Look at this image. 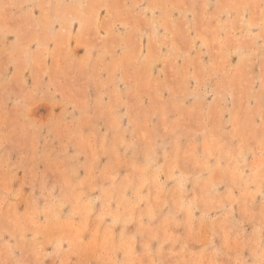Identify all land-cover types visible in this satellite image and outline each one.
<instances>
[{
  "label": "rangeland",
  "instance_id": "374dc122",
  "mask_svg": "<svg viewBox=\"0 0 264 264\" xmlns=\"http://www.w3.org/2000/svg\"><path fill=\"white\" fill-rule=\"evenodd\" d=\"M0 264H264V0H0Z\"/></svg>",
  "mask_w": 264,
  "mask_h": 264
}]
</instances>
